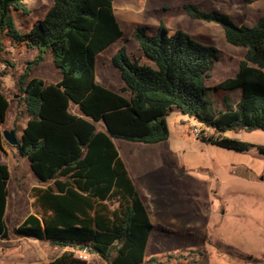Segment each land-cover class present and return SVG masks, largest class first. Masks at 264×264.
Here are the masks:
<instances>
[{
    "label": "trees",
    "instance_id": "obj_1",
    "mask_svg": "<svg viewBox=\"0 0 264 264\" xmlns=\"http://www.w3.org/2000/svg\"><path fill=\"white\" fill-rule=\"evenodd\" d=\"M11 8L25 10L24 0H0V65L9 35L38 53L21 75L22 99L29 119L17 153L28 158L41 185L32 188L34 212L16 228L21 236L48 239L58 254L46 264H97L81 258L78 249L107 264H145L153 229L149 211L114 138L144 143L168 139L166 117L178 110L211 127L200 136L236 151L264 145L226 136L229 130H264V14L254 25L238 24L220 9L206 10L186 3L194 19L215 21L226 40L247 48L233 76L209 86L207 80L220 60L218 49L178 29L169 33L164 22L149 34L138 26L134 36L144 57L132 58L126 47L112 56L123 85L114 90L96 80V57L123 35L113 0H54L46 15L25 32L19 31ZM51 52L62 77L56 82L32 77V68ZM10 63V61H8ZM241 89L236 104L216 109L208 90ZM78 105V112L71 106ZM10 99L0 82V237L9 236L5 213L10 169L2 161L6 140L2 125ZM105 126H98L99 121ZM17 122H15L16 124ZM16 130V127H14ZM168 258L152 256L148 264Z\"/></svg>",
    "mask_w": 264,
    "mask_h": 264
},
{
    "label": "rangeland",
    "instance_id": "obj_2",
    "mask_svg": "<svg viewBox=\"0 0 264 264\" xmlns=\"http://www.w3.org/2000/svg\"><path fill=\"white\" fill-rule=\"evenodd\" d=\"M24 3L25 10H10L21 32L42 19L54 0H24ZM186 3L198 4L206 10L225 11L238 24L254 25L264 14V0H113L123 35L97 55L96 80L118 90L123 80L112 63L113 54L125 46L133 59L149 62L134 31L138 26H145L149 34H155L161 22L169 33L182 29L193 39L218 49L221 58L207 80L209 86L233 76L247 48L229 43L220 23L189 16L184 8ZM3 42L6 61L0 65V82L10 99V107L2 128L16 127L19 137L20 123L26 115L20 99L24 95L20 79L38 50L19 45L9 35L3 36ZM31 76L46 82H56L61 77L51 52L33 66ZM240 94L241 89H212L206 92V97L214 108L224 109L225 102L236 104ZM166 121L169 137L164 141L115 139L153 223L145 264L152 256L165 259L169 254H181V258H172L163 264H264V153L257 147L236 151L198 138L193 127L200 124L178 110L171 111ZM225 135L264 145L262 129L229 130ZM2 158L10 169L9 228L11 235L18 237L16 228L33 210L31 185L39 180L28 158L18 154L7 141ZM34 242L35 239L26 236L22 246L4 253L17 256L22 249L30 258L36 254L50 258L54 255L51 244ZM15 258L9 257L8 263L15 264ZM87 259L107 264L91 253Z\"/></svg>",
    "mask_w": 264,
    "mask_h": 264
},
{
    "label": "crops",
    "instance_id": "obj_3",
    "mask_svg": "<svg viewBox=\"0 0 264 264\" xmlns=\"http://www.w3.org/2000/svg\"><path fill=\"white\" fill-rule=\"evenodd\" d=\"M59 71H60V70H59ZM60 73H61V72H60ZM61 77H62V74H61ZM61 77H60L59 79H61ZM59 79H58V80H59ZM58 80H57V81H58ZM119 89H120V88H119ZM24 107H25V106H24ZM71 108H72L73 112H78V111H79V110H78V105H76V104H73V105L71 106ZM25 114H26V112H25ZM28 119H29V117H28V115L26 114L24 120L21 121V123H20V125H21V135L18 137L19 140H21L22 133H23V128L26 126ZM103 125H104L103 121H99V122H98V126H99V127H102ZM104 126H105V125H104ZM115 139H116V138H114V142H115V144H116ZM117 149H118V148H117ZM120 155H121V154H120ZM26 158H27V157H26ZM2 161L5 162V161L3 160V158H2ZM124 161H125V160H124ZM125 163H126V162H125ZM8 184H9V181H8ZM35 185H41V183H40L39 181H36L35 183H33V184L31 185V196H30V198H31V202H30V205H32V207H33V201H34V197L32 196V188H33ZM7 188H8V186H7ZM28 192H30V189H29ZM8 196H9V192H8ZM32 212H34V209L31 210L29 213H32ZM29 213H28V214H29ZM28 214H27V215H28ZM7 215H8V197H7V205H6L5 218H6L7 226H8V229H9V236L6 237V238L0 237V264H9V263H8V260H7V259H9V257H17V258H15V260H16L15 264H46V263L51 259L49 256L41 257V256H39L38 254H36V257H35V258L26 257L25 254H24V251H22V249H21L20 251H18L17 256H16V255H11V254H5V253H4L5 251H8V250L12 249L13 247L20 246V245L22 246V245H23L22 242H23L24 238H26V236H21V235H19L18 237H13V236L11 235ZM27 215H26V216H27ZM26 216H25V217H26ZM25 217H24V218H25ZM24 218L22 219V221L24 220ZM22 221H21V223H22ZM19 225H20V224H19ZM30 238L35 239L36 242H34V243H42V242L44 241V242H47V243L50 244V241H49L48 239H38V238H34V237H30ZM52 247H53V249H54V251H55L54 255L58 254V252H59L58 247H55V246H52ZM1 251H2V252H1ZM79 253H85L87 256H88V254H89V252H87V250H86V247H84V248H82V249H78V254H79ZM54 255H53V256H54ZM53 256H52V257H53ZM87 258H88V257H87ZM105 262H106V261H105Z\"/></svg>",
    "mask_w": 264,
    "mask_h": 264
},
{
    "label": "built area",
    "instance_id": "obj_4",
    "mask_svg": "<svg viewBox=\"0 0 264 264\" xmlns=\"http://www.w3.org/2000/svg\"><path fill=\"white\" fill-rule=\"evenodd\" d=\"M193 132L195 133V135L197 137H200V136H209L213 133V130L211 127H206V126H203V125H199V126H194L193 127ZM79 256L81 258H85L87 259V255L85 253H79Z\"/></svg>",
    "mask_w": 264,
    "mask_h": 264
},
{
    "label": "water",
    "instance_id": "obj_5",
    "mask_svg": "<svg viewBox=\"0 0 264 264\" xmlns=\"http://www.w3.org/2000/svg\"><path fill=\"white\" fill-rule=\"evenodd\" d=\"M103 123H104V125H106L104 120H103ZM3 136H4V139L7 142H9L11 145H16V144H18L20 142V140H19V138H18V136L16 134V130L14 128H12V129H4L3 130Z\"/></svg>",
    "mask_w": 264,
    "mask_h": 264
}]
</instances>
